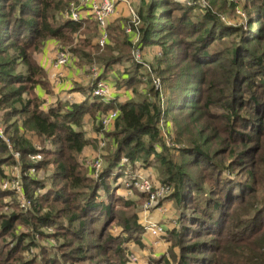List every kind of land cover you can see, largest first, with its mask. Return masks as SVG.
<instances>
[{
    "label": "trees",
    "instance_id": "trees-1",
    "mask_svg": "<svg viewBox=\"0 0 264 264\" xmlns=\"http://www.w3.org/2000/svg\"><path fill=\"white\" fill-rule=\"evenodd\" d=\"M70 1L0 0V107L7 109L6 114L10 117H16L12 124L7 125L13 151L20 153L23 169L27 171L32 164L30 155L37 152V148L26 136V132L30 131L50 145L41 150L43 160L38 163L36 175H25L24 178L25 193L29 194L32 201V207L25 212H33V222L21 219L23 213L0 214V264L20 263L21 258L17 254L21 255L28 247L38 246L35 242L39 240L36 235L41 238L49 234L63 238L78 236L72 226L84 216L96 218L104 215V229L110 216L115 213L117 218L125 222L126 231L133 229V225L141 229L143 225L137 215L133 219L125 217L127 213L124 210H116L110 204L108 199L112 198V193L107 183L111 178L109 176L120 165L126 166L140 154H144V162H150L148 160L152 154L158 159L161 173L165 176L163 182L174 185L172 195L178 205L185 203L190 206L195 197L196 200L200 198L203 201L195 192L208 194L204 198L212 211L207 213L202 209L207 215L196 217L195 220L186 218L188 223L172 234L179 238L176 241L179 245L186 239L183 238L184 235L192 236L189 238L197 236L198 239L209 235L210 239L181 246L184 253L177 264H264V0L246 1V13L241 8L242 16H246L249 27L255 24V28L241 32L238 27L224 25L220 20V13L214 11V4L209 2L202 9L203 19L194 22V27H204L208 21L213 26L204 28L192 55L181 56L175 63H170L166 69L170 74L168 79L160 76L163 90L152 82V86L146 90H134L136 94H141V99H136L135 94L124 102L112 100L104 103L92 96L93 82L86 100L75 103L59 100L49 107V103L37 93V89L43 88L45 84L47 71L34 60V54L47 41L70 43L74 41L76 34L79 38L82 34L92 32V37L86 35L84 39H79L82 40L77 44L79 47H72L76 54L90 64L96 59L103 65L105 73L115 63L128 64L126 72L133 71L131 52L135 47L131 35L125 31L130 20L122 25L112 24L109 33L113 44L109 43L102 48L98 44H91L98 34L95 21L74 22L62 18L60 23L56 22L58 16H62L69 7ZM170 3L171 0H153L148 9L141 3L137 11L140 18L139 46L148 45L158 38L157 34L162 28L172 25L168 23L173 13ZM155 4L158 9L167 13L166 16L153 15ZM163 19L165 21H161ZM163 22L165 23L162 24ZM217 27L222 33L219 36L215 35ZM229 30L236 36L232 39V44L224 42L225 47H219L218 50L205 45L214 38L222 43L225 36L223 32ZM176 43L172 40L164 47L160 42L164 58L174 53L171 48ZM61 48L66 49L64 46ZM222 53L226 55L225 59L220 58ZM20 67H24L25 71H17ZM129 73L121 80L127 86L132 83L133 78L139 76L138 70ZM183 80L186 83L176 87ZM167 88H170L169 94L166 93ZM95 108L119 111L114 122L115 131L111 132L116 149L109 156L111 159L96 182L82 175L76 161V156L88 143L83 131L79 130L80 115ZM172 110L183 113L182 118H177L173 128L176 142L184 145L180 150L184 155H189L193 163H203V171L214 168L205 179V183L209 182L212 188L206 190L186 170V163H177L168 157L166 152L169 150L166 146L161 145V150H158L162 137V120ZM207 118L218 119L221 126H224L216 128V137L221 138L223 134L226 137L215 150L213 137L205 127ZM98 130L99 133L102 131L100 127ZM109 132H106L107 136L111 134ZM225 157L231 160L228 166L221 161ZM16 162L12 151L0 139V172L4 177L3 167ZM48 165H54L53 175L50 179H41L39 171L46 169ZM236 166L244 169L243 177L236 172L233 175L230 173ZM46 181L51 182V187ZM99 188L104 190L105 195L97 203L96 198L101 195L97 191ZM185 190H188L186 195ZM212 192H216L217 197L209 196ZM5 193L0 188L1 199ZM43 203H48V210L44 211ZM124 204L125 207L132 205L130 201H125ZM65 214L69 216L66 217ZM62 217L67 221H61ZM19 220L33 230H38L37 233L17 234L15 226ZM88 225L87 220L79 223V235ZM37 226L47 229L52 227L53 233H43ZM99 236L101 238L102 233ZM105 240L107 245L99 243V247H95L97 252L113 250L110 244L113 237L108 235ZM27 241L28 245H24ZM204 249L208 250L207 256L200 253L194 255ZM116 252L126 254L121 245L116 247ZM185 252L191 255L186 256ZM76 254L79 256H75ZM76 254L73 257L63 255L64 261L88 256L84 248H80ZM42 257L44 261L45 257ZM35 260L37 259L29 260L26 264H34ZM127 260L122 257L117 263L108 264H129ZM55 261L56 257L48 259L47 264H54ZM161 263L171 264L169 259H164Z\"/></svg>",
    "mask_w": 264,
    "mask_h": 264
},
{
    "label": "rangeland",
    "instance_id": "rangeland-1",
    "mask_svg": "<svg viewBox=\"0 0 264 264\" xmlns=\"http://www.w3.org/2000/svg\"><path fill=\"white\" fill-rule=\"evenodd\" d=\"M153 0H140L139 6L135 3V0H129V3L132 5L133 10L135 13L138 14V9L142 5L141 3L145 4V9H148L150 5H152ZM247 0H171L170 7L172 8V17L170 22L172 25L168 26L167 28H162L158 35V38H155V40H152L148 45L145 46H139L140 37H138L137 43L134 44L135 49H133L132 53V60L131 62V69L129 74H132L135 70H138L139 76L133 78L131 81L132 83H129L128 86L125 84H122V81H115V89H119L120 87H124L126 89V92L131 95V97H134L136 92L134 90L140 89L141 91L148 89L150 86H152V82L156 84L158 88L163 90L161 82H160V76L167 78L170 74L167 72V67L170 65V63H175L181 56H190L193 54V49L195 45H197V40L200 36L203 35L204 28L212 27V22L208 21L204 27H194V22H197L199 20H202L204 17L203 8L208 5L210 2L211 5H213L214 11L217 13H220V20L224 25H227L229 27H238L240 29V32L242 30H249L255 28V24H251L250 27L247 24L248 21L246 20V16H242L241 8L245 12V5ZM232 4V5H231ZM236 6H238L236 9ZM129 7V6H128ZM153 15H157L156 17H163L166 16V12L164 10L158 9V6H154ZM120 13H125L123 15H128V12L126 9H121ZM246 13V12H245ZM62 16H58V20L56 22H61ZM65 19V18H64ZM130 12L129 15L124 19V22L127 20H130ZM161 21H165L164 19ZM163 22L162 24H164ZM198 24V23H197ZM160 25V24H159ZM88 26V24H86ZM174 28V29H173ZM232 30H229L228 32L223 34L225 35L221 40L219 39H211L210 41H207L205 45H208L216 50L220 49L219 47H225V43L232 44V39H234L236 36L231 32ZM237 32H235L236 34ZM220 28L217 27L216 36L221 35ZM233 34V35H231ZM92 37L93 33H86L82 34V37H77L78 34L74 36L73 42H58L56 40H50L45 43V45L41 48L40 51L36 52L34 54V60L36 63L41 64L43 63V59L51 61L57 52L63 50L61 46H64V48L68 49L69 51H73L72 47H79L77 44L82 41L79 40L84 39L86 37ZM99 36V30L98 34L95 38L92 39L91 44L96 45L97 44V38ZM136 37L133 39L135 40ZM172 40L174 42H177L172 46V50L177 52L174 56L173 54H169L166 56L167 58H164L162 54V44L165 46H168ZM56 41L55 43H53ZM160 42L162 44H160ZM225 42V43H224ZM54 46L48 47L49 44H52ZM205 43V42H204ZM138 48V49H137ZM170 49V50H171ZM70 51V52H71ZM86 51L89 52V50L86 49ZM92 51V49L90 50ZM74 52V51H73ZM72 54L76 55L77 58H73L69 63H75L78 65V67L81 66H88L91 67L93 65L101 66L103 67L100 62H98L96 59L94 60V63H87V60L82 59L79 54H76L75 52ZM137 54H139V57H137ZM221 59H225V54L222 53L219 55ZM172 58V59H171ZM80 60V62H79ZM172 61V62H171ZM68 63V64H69ZM127 63V62H126ZM139 63V64H138ZM67 64V65H68ZM66 65V66H67ZM128 64L122 66L123 68V75H128L126 72L128 68H126ZM137 65L141 66L140 68L137 67ZM104 70V67L103 69ZM17 71L24 72L25 68L20 67ZM47 71V70H46ZM110 72V71H109ZM109 72H103L102 71V77L104 79H108ZM121 74V72L119 71ZM122 74L120 75L122 77ZM168 79V78H167ZM45 84L43 85V88L46 92L53 94V91L51 90V84L49 82V75L48 71L46 74V78H44ZM186 83V80H183L179 84H177L176 87L181 86L182 84ZM192 83V82H191ZM93 82L91 81L89 84L83 86L81 88V94L84 96H87L92 87ZM166 84V83H165ZM1 85V83H0ZM80 85V84H76ZM94 88V87H93ZM114 89V90H115ZM120 90V89H119ZM139 91V90H138ZM175 92H177V88L175 89ZM167 94L170 93V88H167ZM123 95H126V93H123ZM123 95L120 98H123ZM141 94H136V99H141ZM121 100V99H120ZM115 101V100H114ZM125 101L121 100V102ZM69 102H74L70 100ZM51 104H49V107ZM111 109H108L107 111L97 110H90L85 111L80 115V127L79 130L83 131V134L88 141L87 145L83 149V151L76 156V161L78 163V168L81 170L82 175L86 176L89 180L97 181L98 177L96 175V172L94 171V161L98 155H102L104 159V167L106 164L109 163V160L111 159L109 156L112 155L115 152V146L113 145V136L112 133L115 131V124L112 127H109L108 130L104 132H100L98 128L102 127L100 126V119L101 117L106 113L110 112ZM8 112L7 109H4L0 107V120L3 123V127L5 128V132L8 135V128L12 124L16 117L12 118L6 113ZM183 113L177 112L175 110H172L167 117H165L162 120L163 126L161 127V143L158 147V150H161V145L166 146L168 148V152L166 154L168 157H171L174 159L177 163H186V167L192 176L194 175V178L201 184L203 187L207 190L209 188H212L213 186L209 184V182L205 183V179L207 176L211 173V171L214 169L209 168L206 169V171H203V163L200 165H197L196 163H193L189 159V155H184L181 148L184 147L183 144H179L176 142V138L174 135V126L176 123L177 118H182ZM205 127L208 129V133L212 135L213 137V149L219 148V145L222 140L225 139V134L221 135V138L216 137L217 130L216 128L224 127L221 126L218 119L213 118H207L205 122ZM10 129V128H9ZM169 129V130H168ZM12 131V130H11ZM10 131V132H11ZM110 131L108 136L106 135V132ZM6 135V136H7ZM26 136L34 142V144H40L41 147H50L47 142H43L38 136L32 134L30 131L26 132ZM5 142V141H4ZM48 145V146H47ZM227 144H222V146H225ZM108 155V156H105ZM50 157V155H48ZM124 159V154H123ZM144 154H140L137 156L136 159L131 160L127 165L125 164L122 166L120 165V168L122 169V172L114 171L113 175L109 176V181H107L108 185H110L111 189V196L112 198H109L108 201L110 204L115 208L116 210H124L126 212L127 216L130 219L135 218L137 215L139 217V222L143 225V220L145 221H151L152 215H157L156 217H159V221H156L160 227H162V232L165 233V235L158 237L157 240L160 241L158 246H155L153 239L149 236V232L141 227V229H137L136 226L133 225V229L126 231L125 230V222H123L119 217L117 218L115 213L110 216V220L106 224V226L102 227V223L104 221V215H100L99 217L92 218L91 216H88V218L81 217L78 221L75 222V224L72 226L74 231H77L78 236H72L63 238V237H52L49 234L45 238H41L39 235H36L39 240L35 241L38 246L36 247H28L21 255L17 254V257L20 259V263H23V261L26 262L32 259H37L34 261V264H47L48 259L56 257V261L54 264H96L100 261H105L106 264L108 263H117L120 258L126 257L127 263L129 262L130 258H137L138 260L135 261L137 264H162L161 262L165 259H169L171 264H177L179 262V259L181 255L184 253L183 248L181 246H188L198 240L204 241L205 239H210V236H201L200 239L197 238V236H193L194 238H189L192 236L184 235L183 238H186L183 240L182 245L176 244L179 240L178 237H175L172 232L176 229L182 228L185 224L188 223V219H196V217L207 215V213L210 210L208 207V203L206 202L205 198L208 194L207 192H195L197 195L202 197L204 200L201 201V199H197L195 197L194 202L188 206L183 203V205H178L175 198L173 197V193L175 190V187L173 184H167L164 181V175L161 173L160 167L161 164L159 163L158 159L152 154L149 156L150 162H144ZM31 159V157H30ZM222 163L226 166L230 165V158L225 157L222 160ZM32 162V159H31ZM148 163V164H147ZM17 166V167H14ZM3 168V171L5 173V177L0 172V187L5 181V178H7V174L11 175L14 170H19L20 180L22 183H24L25 175H36L29 173V170L23 169V160L20 155L19 160L15 164H6ZM234 170L230 171L232 175L234 172H236L240 176L245 175V171L243 168L236 166L233 168ZM104 171V170H103ZM54 172V165H48L46 169H42L39 171L40 178L41 179H50ZM103 173V172H102ZM229 173V172H228ZM139 175L140 177H148L150 178V181L152 183L153 189H157L153 192V195L155 196V201L153 205H150L151 199H149L148 194L142 193L140 189L135 186L133 183L130 184V187L127 186L129 182H127V176H135ZM3 176V177H2ZM132 181V180H131ZM47 185L51 187V182L46 181ZM43 191V188H41ZM97 190V189H96ZM45 191V190H44ZM101 193V195L96 198L97 203H99L103 199L104 190L99 188L97 190ZM196 191H198L196 189ZM188 192V190H185V195ZM5 193V192H3ZM31 194L35 192H30ZM36 195V194H35ZM38 195V194H37ZM216 192L210 193L209 196L211 197H217ZM29 194L26 193L25 197H28ZM152 198V196H151ZM81 200V199H80ZM99 201V202H98ZM125 201H130L132 205L130 207H125ZM44 207V211L48 210V203L42 204ZM32 207L31 205H27L26 207L21 206L19 196L16 195V193H5L4 197L0 198V214H10V213H23L22 216H20L21 219H28L29 221L33 222L32 216L33 212H25L27 209H30ZM194 207V209H193ZM114 209V210H115ZM158 209H160V213L156 212ZM202 209H205L206 212L202 211ZM62 215V214H61ZM66 217L69 216V214H65ZM102 216V218H101ZM113 217V218H112ZM151 217V218H150ZM188 218V219H186ZM25 219V220H26ZM63 219V217L61 218ZM153 219V218H152ZM88 221V226L80 231L79 235V223L82 221ZM61 221H67L66 218ZM154 222V221H152ZM191 227H198V225L194 224H188ZM16 233H26V234H35L38 230H33L30 226H26L23 224V221H17L16 222ZM38 227V226H37ZM39 231H44L46 234L53 233L52 227H49L48 229L46 227H38ZM37 228V229H38ZM103 229V230H102ZM202 230V229H201ZM203 231V230H202ZM102 233V236L100 238V234ZM111 235L113 237V241L110 243L112 244L113 250H107L104 253H99L95 249L99 243L100 245L106 246L105 238ZM152 235V234H151ZM154 236V235H152ZM160 236V235H159ZM44 237V236H43ZM157 237V236H154ZM10 239V238H9ZM12 241V240H11ZM123 241V242H122ZM182 241V240H181ZM12 243V242H11ZM28 243L25 242L24 245ZM36 244V245H37ZM28 245V244H27ZM109 245V244H108ZM118 245H121L125 251L126 254H121L116 252V247ZM160 245V246H159ZM43 246L44 248L42 249ZM99 247V246H97ZM80 248H84L86 255L81 258H72L74 254L77 253V251ZM159 248V250H157ZM208 249V248H206ZM204 249L201 252H197V254L194 255H205L207 256L208 250ZM161 250V251H160ZM43 252V253H42ZM63 255L66 257L72 256L71 260L64 261L65 258H63ZM186 256H189L188 252H185ZM42 256L45 257V260H42ZM75 256H79L76 254ZM74 256V257H75ZM44 259V258H43Z\"/></svg>",
    "mask_w": 264,
    "mask_h": 264
},
{
    "label": "built area",
    "instance_id": "built-area-1",
    "mask_svg": "<svg viewBox=\"0 0 264 264\" xmlns=\"http://www.w3.org/2000/svg\"><path fill=\"white\" fill-rule=\"evenodd\" d=\"M121 2L126 3L129 6V12L131 19L129 23L125 26L126 33L130 34L133 40V43L136 44L138 37L140 35L139 32V24L140 18L137 13L132 8V5L129 3V0H71L69 3V7L63 12V17L65 19L74 21V22H83L86 17H91L98 26L99 36L97 38V44L104 48L110 42V19L112 15L115 13L117 5ZM85 12V13H84ZM134 37L135 40L133 39ZM138 49V48H137ZM139 57V54H137ZM75 58L73 54L66 49H63L57 52L55 58V66L61 67L66 66L71 60ZM91 79L94 82V88L92 90V96L98 98L100 101L104 103H109L113 100L112 98V87H110L109 83L102 77V69L103 67L93 65L90 68ZM119 115V111L117 109L111 110L109 113H105L100 119V126L102 127V132L109 129L114 125L115 120ZM5 132V128L3 127V123L0 120V139L5 141L8 148L12 151L16 160H19L20 153L18 151H13V143L10 139L9 135ZM37 148V152H34L30 155L32 159V164L29 166V173L35 174L38 171V163L43 160V154L41 153L42 147L39 144H35ZM123 166V165H122ZM17 167V166H14ZM5 168V167H3ZM104 169V159L102 155H98L94 161V171L96 172L97 177L103 172ZM118 172H122V169L119 167L116 169ZM7 174V178L1 185V190L3 192H12L16 193L19 196V200L21 206L26 207L27 205H31L32 201L30 198L25 197L24 183L20 180L19 170H14L11 175ZM127 186L130 187V184L133 183L137 186L142 193H146L149 196L150 205L154 204L155 196L153 192L157 189H153V185L148 177H140L139 175L135 176H127ZM132 180V181H131ZM152 196V198H151ZM145 229L152 235L161 237L165 235L162 232V227L158 225L157 222L145 221L143 222ZM160 235V236H159ZM137 258H130L129 264H136Z\"/></svg>",
    "mask_w": 264,
    "mask_h": 264
},
{
    "label": "crops",
    "instance_id": "crops-1",
    "mask_svg": "<svg viewBox=\"0 0 264 264\" xmlns=\"http://www.w3.org/2000/svg\"><path fill=\"white\" fill-rule=\"evenodd\" d=\"M135 3L139 6L140 0H135ZM123 8L127 10L129 15L128 5L124 2L119 3L117 5L115 13L112 15L110 19V26L114 23H120L121 25L122 23H124V19L128 15H123L125 13H120L121 9ZM90 21L94 22V20L91 17H86L83 22H90ZM55 42L56 41H54L53 43ZM109 42L113 44L111 38ZM53 43L49 44L48 47L54 46ZM55 58H56V53L51 61L47 60L46 62V59H43V63H42L44 68L48 71L49 82L51 84V90L53 91V94L46 92L42 88H38L37 93L39 94V96L51 105H54L59 100L72 101L74 99L75 102H82L86 100V96L81 94V88L89 84L91 81L93 82V80L91 79V74L89 69L90 67L86 65L78 67V65H76L75 63H69L67 66L57 67L55 66V61H56ZM122 66H124V64L115 63L109 72L108 79L107 80L105 79L109 83L110 87H112L113 101L114 100L121 101L123 100V98L126 101L129 98H131V95L126 92L125 86L120 87L119 88L120 90L115 89V81L117 82L121 81L122 78L126 76L122 74L123 73ZM119 71L121 72L122 77L120 76L121 74L119 73ZM76 84H80V85H76ZM123 93H126L127 97L123 95ZM122 95L123 98H120ZM160 211L161 210L158 209L156 212L160 213ZM156 216H157L156 214L152 215L153 219L150 217L151 218L150 220L159 221V217L157 218ZM148 234L153 239L152 241H154V244H156L155 246H158V244L160 243V241L157 240L158 237H154L150 233ZM157 250H159V248H157Z\"/></svg>",
    "mask_w": 264,
    "mask_h": 264
}]
</instances>
